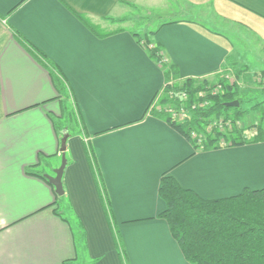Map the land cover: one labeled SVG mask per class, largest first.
<instances>
[{"label": "crops", "instance_id": "0c3cea01", "mask_svg": "<svg viewBox=\"0 0 264 264\" xmlns=\"http://www.w3.org/2000/svg\"><path fill=\"white\" fill-rule=\"evenodd\" d=\"M153 1L0 0V264H189L159 218L161 178L205 201L264 189V142L195 151L149 114L164 76L134 35L154 33L180 79L214 77L232 56L198 19L127 28L136 24L127 11ZM179 2L187 14L212 9L264 53V0ZM26 46L55 67L80 122L66 141L61 197L44 175L61 164L66 95Z\"/></svg>", "mask_w": 264, "mask_h": 264}, {"label": "trees", "instance_id": "16d2710c", "mask_svg": "<svg viewBox=\"0 0 264 264\" xmlns=\"http://www.w3.org/2000/svg\"><path fill=\"white\" fill-rule=\"evenodd\" d=\"M78 18L92 29L82 17ZM153 34L148 33L141 38L134 35L137 43L160 66L164 76V87L160 97H156V100L160 98V108L157 109L155 105L150 107L149 114L163 119L187 139L195 151L206 152L264 142V116L254 125V135L250 139L245 135L246 129L238 126L245 111L240 109L241 100L235 81L230 83L225 78L218 79L217 84L221 88L217 94H211L210 90L215 86L207 87L199 79H180L176 67L164 58L161 46L152 45L150 38ZM26 48L46 66L56 90L60 96H65L63 82L55 67H47L48 62L36 50L30 46ZM228 66L224 64L219 74L225 76L233 72V67ZM240 71L234 67L235 78L240 76ZM182 95L186 97L183 101L180 99ZM233 101L239 102L237 108L225 106ZM165 105L168 108H161ZM263 106L264 102H260L252 109L263 110L264 115ZM181 107L185 116L179 121L171 116L170 111H177ZM60 121L56 122V131L61 135L62 129L57 127ZM218 123L224 129L214 125ZM87 156L95 167L90 148H87ZM26 172L32 174L29 170ZM98 187L102 190L101 183ZM158 194L165 203V210L159 218L167 223L172 238L189 264H264V189H244L234 197L205 201L193 191L181 188L172 177L164 176Z\"/></svg>", "mask_w": 264, "mask_h": 264}, {"label": "rangeland", "instance_id": "374dc122", "mask_svg": "<svg viewBox=\"0 0 264 264\" xmlns=\"http://www.w3.org/2000/svg\"><path fill=\"white\" fill-rule=\"evenodd\" d=\"M181 4L179 0H158L149 4V7L127 11L128 16L132 17L136 24H128L126 27L140 34L155 30L159 25L166 22L198 19L201 21L199 24L203 28L211 32L223 34L232 45V56L230 55V57L226 59V64L229 65L228 67H233V72L234 67L235 69L241 70L240 76L235 78L234 73L231 72L225 76L219 74L207 79H199L198 81L200 83L204 81L207 87L215 86L211 88V94H217L221 88V86L217 84L218 79L225 78V80L227 79L230 83L235 81L239 91V99L241 100L240 109L245 111V114L238 122V126L246 129L245 135L250 139L254 135V125L260 122L261 116H264L262 114L263 110L252 109L255 104L264 102V53L254 46V39H252L251 35L235 33L234 23L228 22L224 25V21L219 19L212 9H196L194 12L196 14H187L186 10L188 9L184 7L183 9V5L181 6ZM199 16L202 18H199ZM224 26H226V28H224ZM201 94L203 95V92ZM65 98V112L57 126L62 129L61 139L64 135H67L68 138L72 136L73 133V135H75L77 133L75 131H77L80 126L73 102L67 92ZM180 99L183 101L186 97ZM158 100L155 102L157 109L160 108ZM161 108H168V106L165 105ZM182 119L183 118H179L178 120L181 121Z\"/></svg>", "mask_w": 264, "mask_h": 264}, {"label": "water", "instance_id": "95a60500", "mask_svg": "<svg viewBox=\"0 0 264 264\" xmlns=\"http://www.w3.org/2000/svg\"><path fill=\"white\" fill-rule=\"evenodd\" d=\"M225 106L229 107V108H237L239 106V102L233 101V102L227 103ZM67 139H68V136L64 135L60 141V149H59V151L61 153V164H60V166L53 171V176L44 175V178L47 180V182L50 184V186H52L54 188V193L58 197H61L64 195V190H63V186H62V175H63V171H64L65 166H66V158H65L64 153L66 151Z\"/></svg>", "mask_w": 264, "mask_h": 264}, {"label": "built area", "instance_id": "2783aa9c", "mask_svg": "<svg viewBox=\"0 0 264 264\" xmlns=\"http://www.w3.org/2000/svg\"><path fill=\"white\" fill-rule=\"evenodd\" d=\"M185 97V95H182L181 96V98H184ZM170 113H171V116L174 118V119H179V118H183L184 116H185V112H183V108L181 107L179 110H177V111H170ZM214 125H219V128L220 129H224L223 127H221V125H220V123H218V124H214ZM213 125V126H214ZM193 137H195V136H193Z\"/></svg>", "mask_w": 264, "mask_h": 264}]
</instances>
